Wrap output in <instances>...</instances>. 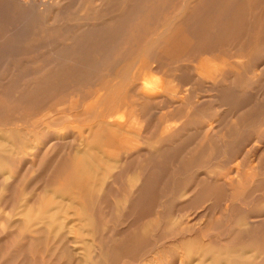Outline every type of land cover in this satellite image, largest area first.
I'll list each match as a JSON object with an SVG mask.
<instances>
[{"label": "rangeland", "instance_id": "1", "mask_svg": "<svg viewBox=\"0 0 264 264\" xmlns=\"http://www.w3.org/2000/svg\"><path fill=\"white\" fill-rule=\"evenodd\" d=\"M162 1L0 0V264H264V0Z\"/></svg>", "mask_w": 264, "mask_h": 264}, {"label": "bare ground", "instance_id": "2", "mask_svg": "<svg viewBox=\"0 0 264 264\" xmlns=\"http://www.w3.org/2000/svg\"><path fill=\"white\" fill-rule=\"evenodd\" d=\"M164 1H165V0H164ZM164 1H162V2H164ZM166 1H167V0H166ZM171 1H172V0H171ZM156 2H157V1H156ZM156 2H155V3H156ZM159 2H160V1H159ZM169 2H170V1H169ZM157 3H158V2H157ZM167 3H168V1H167ZM165 4H166V2H165ZM152 5H153V4H152ZM156 6H158V4H157ZM156 6H155V7H156ZM159 6H160V5H159ZM40 7H41V5H40ZM163 7H164V6H163ZM163 7H160V8H161L160 11L162 10ZM167 7L170 8V6H166L165 8H167ZM171 7H172V6H171ZM158 8H159V7H158ZM158 8H157V10L159 11ZM165 8H163V10H165ZM172 8H173V7H172ZM172 8H170V9H172ZM153 11H154V9H153ZM153 11H152V12H153ZM158 11H157V12H158ZM148 12H150V11H148ZM157 12H155V13L153 12V14L155 15ZM159 13H160V14H163V13H161V12H159ZM157 14H158V13H157ZM172 15H174V14H172ZM172 15H171V16H172ZM158 16H161V15L158 14ZM171 16H170V17H171ZM146 17H147V15H146ZM156 17H157V16H156ZM172 17H173V16H172ZM149 18H151V17H149ZM176 18H177V17H176ZM138 19H139V18H138ZM155 19H156V18H155ZM133 20H134V19H133ZM135 20H136V19H135ZM152 20H153V19H152ZM156 20H157V19H156ZM177 20H178V19H177ZM136 21H137V20H136ZM154 21H155V20H154ZM174 21H175V20H174ZM149 23H151V22H149ZM134 24H135V22H134ZM138 25H139V24H138ZM138 25H137V26H138ZM149 26H151V25H149ZM151 27H152V26H151ZM160 36H161V34H160ZM134 45H136V44H134ZM135 47H136V46H135ZM151 67H152V66H151ZM154 67H155V66H154ZM157 67L159 68V65H158ZM160 67H161V66H160ZM143 70H144V69H143ZM143 70H142V71H143ZM147 70H148V69H147ZM150 70H151V69H150ZM151 71H152V70H151ZM143 72H144V71H143ZM146 73H147V71H146ZM146 73H145V74H146ZM148 86H149V85H148ZM146 87H147V86H146ZM149 90H150V89H149ZM149 90H148V91H149ZM113 109H114V108H113ZM113 109H112V110H113ZM112 112H113V114H114V111H112ZM119 114H120V112H119ZM114 116H115V115H114ZM115 117H116V116H115ZM123 119H124V117H123ZM112 120H113V119H112ZM110 122H111V121H110ZM117 122H118V121H117ZM105 123H106V122H104V124H105ZM111 123H112V122H111ZM107 124H108V121H107ZM116 124H117V123H116ZM102 125H103V124H102ZM113 125H114V124H113ZM103 126H104V125H103ZM106 126H107V125H106ZM117 126H118V125H117ZM104 127H105V126H104ZM112 127H113V126H112ZM105 128L108 129V128H110V127L108 126V127H105ZM115 128H116V127H115ZM118 128H119V127H118ZM112 129H114V128H111V130H112ZM116 129H117V128H116ZM116 129H115V131H117ZM112 131H113V130H112ZM81 147H82V146H81ZM86 147H87V146H86ZM85 149H86V148H85ZM82 161H83V159L81 160V162H82ZM77 162H78L77 164H79V165H78L79 167H80L81 165H83V162H82L81 164L79 163V161H77ZM75 163H76V162H75ZM78 166H77V168H78V170L80 171V168H81V167L79 168ZM82 168H83V167H82ZM76 170H77V169H76ZM82 170H83V169H82ZM79 171H78V172H79ZM78 172H77V173H78ZM84 172H87V171H82L83 174H84ZM77 173H76V174H77ZM82 173H79V174H82ZM86 174L88 175V173H86ZM263 218H264V217H263ZM252 220H254V219H252ZM255 221H257V220L255 219ZM261 221H262V220H261ZM254 223H255V222H254ZM260 223H261V222H260ZM262 223H263V222H262ZM37 224H38V223H37ZM37 224H36V225H37ZM258 224H259V223H258ZM263 224H264V223H263ZM246 225H247V223H246ZM253 225H254V224H253ZM248 226H249V225H248ZM251 227H252V225H251ZM254 227H256V226H254ZM246 238H248V235L246 236ZM250 238H251V237H250Z\"/></svg>", "mask_w": 264, "mask_h": 264}]
</instances>
